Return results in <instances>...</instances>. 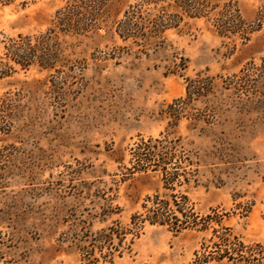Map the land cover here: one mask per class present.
Instances as JSON below:
<instances>
[{
	"label": "rangeland",
	"instance_id": "1",
	"mask_svg": "<svg viewBox=\"0 0 264 264\" xmlns=\"http://www.w3.org/2000/svg\"><path fill=\"white\" fill-rule=\"evenodd\" d=\"M67 1L0 0V58ZM134 2L112 0L110 21ZM217 2L238 8L247 40L205 19L143 53L112 34L65 37L55 69L0 80V264H264V0ZM206 78L210 94L168 119L187 81ZM166 136L181 175L168 187L131 163ZM147 198L187 202L182 229L146 222L135 236Z\"/></svg>",
	"mask_w": 264,
	"mask_h": 264
},
{
	"label": "trees",
	"instance_id": "2",
	"mask_svg": "<svg viewBox=\"0 0 264 264\" xmlns=\"http://www.w3.org/2000/svg\"><path fill=\"white\" fill-rule=\"evenodd\" d=\"M9 5L13 0H2ZM112 0H68L66 5L58 10L45 33L22 36L10 39L5 44L4 58H0V80L11 77L16 67L27 71L32 67L51 71L59 64L58 58L64 52L62 40L65 37L104 38L109 34L117 36L124 43L131 42L140 52L150 48H159L164 44L165 35L179 28L187 21L205 19L212 23L217 33L222 37H238L248 39L250 32L245 28V22L238 8L231 4H221L217 0H135L123 12L122 18L110 21L109 4ZM264 17V10L260 11ZM105 32V34H102ZM185 98L176 100L168 106L165 115L174 122L179 121L183 111L178 105H191L200 98L210 94L208 78L203 80H188ZM8 104L0 101V128L7 131L11 126L8 119ZM169 137L163 140L142 142L134 150L131 163L133 169L140 173L161 174L165 185L173 186L180 181L181 175L172 172L175 165V147ZM143 205L146 211L143 215L132 218L135 236H138L148 222L151 225L168 226L178 232L182 229L176 213L184 214L187 202L177 204L175 200L161 201L158 198ZM176 207V208H175ZM131 230V231H133Z\"/></svg>",
	"mask_w": 264,
	"mask_h": 264
}]
</instances>
